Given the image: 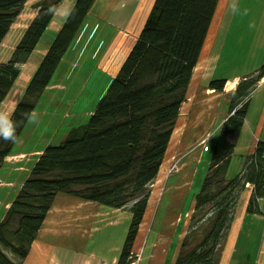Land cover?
<instances>
[{
    "label": "trees",
    "instance_id": "16d2710c",
    "mask_svg": "<svg viewBox=\"0 0 264 264\" xmlns=\"http://www.w3.org/2000/svg\"><path fill=\"white\" fill-rule=\"evenodd\" d=\"M28 0H0V45ZM219 0H155L141 33L79 136L46 146L0 222V264H21L59 192L113 208L129 206L133 219L118 264H131L151 184L170 147L194 69ZM62 0H45L7 62L0 63V107L53 21ZM95 0H77L28 84L10 119L15 140L0 137V170L37 101L83 25ZM264 65L242 80L216 140L207 176L196 195L188 231L174 264H218L242 192L253 186L247 211L261 213L264 141L229 175L248 109V96ZM226 79L209 86L222 91ZM19 258L11 259L7 250Z\"/></svg>",
    "mask_w": 264,
    "mask_h": 264
},
{
    "label": "rangeland",
    "instance_id": "374dc122",
    "mask_svg": "<svg viewBox=\"0 0 264 264\" xmlns=\"http://www.w3.org/2000/svg\"><path fill=\"white\" fill-rule=\"evenodd\" d=\"M44 1L28 0L26 2L0 45V63L10 59L24 32L38 15L40 6ZM76 1L62 0L55 11L53 21L29 59L19 64L20 75L3 101L0 114L10 118ZM105 1L95 0L89 17H86L68 52L58 66L51 83L37 101L35 110L14 145L11 154L5 159L0 170V222L21 190L25 180L29 177L32 166L36 163L35 159L40 152L49 144H59L67 137L79 136L83 133L90 117L118 74L130 48L138 39V23L136 28L127 30L119 31L115 27L114 20L117 19L115 15L118 13L120 16L121 12H112L109 17L105 18L106 14H109L115 7L113 3L111 4L114 0H109V4ZM96 2L98 5L100 3L107 5L104 9H98ZM224 55L226 73L231 75L239 72L241 67L238 66V62L230 64L231 53L225 51ZM199 62V68L194 73L193 85L196 84L199 77L201 78V73L207 66L202 58L199 59ZM203 88L194 95L188 90L187 100L183 103L181 116H179L186 117L189 109L191 113L210 105L212 111L209 116L215 122L202 138L203 142H198L183 155L184 146L196 136L188 135L185 137L186 130L182 132L179 126L182 118L178 117L179 122L176 124L175 130H179L177 134H174V130L159 175L150 186L151 202L148 204L143 222L140 225L139 236L133 247L131 264H164L163 259L169 247L172 250L169 253L168 264L175 262L181 250V242L188 231L196 195L207 176L223 120L233 114L236 109L241 108L240 103L230 113L234 89L227 90L216 97V92H211L208 84ZM246 130L247 127L245 126ZM191 133L193 132L191 131ZM247 136L248 134L244 132L243 139L246 138V141ZM248 152L249 149L246 144H240L229 168L230 176H235L240 172ZM186 160H190L189 168L186 171V178L182 179L178 166L181 161ZM187 212H189L188 215ZM124 213L125 218H121L123 224L120 226L121 230L125 232V237L121 240L122 246L125 244L133 219L131 209H126ZM106 247L108 244L104 248ZM7 251L11 253L9 249ZM151 251L154 252L152 257H150ZM118 252L119 260L122 251Z\"/></svg>",
    "mask_w": 264,
    "mask_h": 264
},
{
    "label": "crops",
    "instance_id": "0c3cea01",
    "mask_svg": "<svg viewBox=\"0 0 264 264\" xmlns=\"http://www.w3.org/2000/svg\"><path fill=\"white\" fill-rule=\"evenodd\" d=\"M106 1L109 4V0ZM112 3L115 7L109 14H106L105 18L109 17L112 12H121L120 16L118 13L115 15L117 18L114 20L115 27L119 31L127 30L136 28L138 23L140 35L154 0H114ZM96 4L98 9H104L107 5L104 3L98 5L97 2ZM93 7L94 5L91 10ZM141 15L144 18L138 17ZM225 51L231 53L230 64L238 62V66L241 67L239 72L231 75L226 73V68L224 69ZM200 58L207 66L204 67L202 73L200 72L201 78L199 77L193 85L194 73L199 68L200 62L194 69L188 89L193 95L204 89L205 85L209 86L212 79H226L223 91L218 92L210 88V91L216 92L215 96L218 97L227 90L234 89L235 91L242 80L256 74L264 65V0H219ZM230 84L232 85L229 87ZM210 109V105L198 111L191 110L193 113H190L189 109L186 117H180V113L179 118L182 119L179 122L178 118L177 123L179 122V126L185 128L187 133L191 131L188 130L191 123L202 111L207 114L205 115L207 116L206 122L210 129L215 122L209 116L212 111ZM244 132L248 134L247 141L246 138L243 139ZM259 141H264V77L258 81L248 96L247 114L241 134L236 141L235 152L243 143L249 149L246 156L253 154ZM185 175L187 172L181 174L180 177L183 179ZM252 193L253 186L248 183L239 199L218 264H264V199L260 200L261 213H249L247 206ZM126 209L130 207L113 208L96 201L59 192L28 256L21 260V264H118L121 258L120 256L118 260V251H122L121 240L125 237V232L120 227L123 224L121 218H125L123 214ZM139 232L135 242H137ZM106 244L108 247L104 248ZM171 250V247L167 249L163 259L164 264H168ZM8 254L11 259L19 260L14 254L9 252ZM153 254L154 252L151 251L150 257Z\"/></svg>",
    "mask_w": 264,
    "mask_h": 264
},
{
    "label": "bare ground",
    "instance_id": "6f19581e",
    "mask_svg": "<svg viewBox=\"0 0 264 264\" xmlns=\"http://www.w3.org/2000/svg\"><path fill=\"white\" fill-rule=\"evenodd\" d=\"M201 109H203V108L201 107ZM205 115H207V114L205 112H202L201 111V113L199 114V116L191 123V125H190L191 127L188 130H191L193 133H191V131H187V136L188 135L189 136L195 135L196 137L194 139H191V141H189V143L184 146V154L183 155H185L188 152V150L192 149V147H194V145H197L198 142L199 143H202L203 142L202 138L205 136V134L209 130V124H207V122H206V120H207L206 117L207 116H205ZM181 129H182V132H184L186 130L185 128H181ZM178 130L179 129L175 130L174 134L175 133L177 134V131ZM189 161L190 160L181 161V162L179 161L180 163H179V166L178 167H179L180 176L184 172L186 173V171L188 170V168H189L188 167ZM185 178H186V175H185V177L183 179H185ZM170 190H172V189H170Z\"/></svg>",
    "mask_w": 264,
    "mask_h": 264
},
{
    "label": "clouds",
    "instance_id": "9594fccd",
    "mask_svg": "<svg viewBox=\"0 0 264 264\" xmlns=\"http://www.w3.org/2000/svg\"><path fill=\"white\" fill-rule=\"evenodd\" d=\"M17 123H14L6 115L0 114V137L5 140H15Z\"/></svg>",
    "mask_w": 264,
    "mask_h": 264
}]
</instances>
